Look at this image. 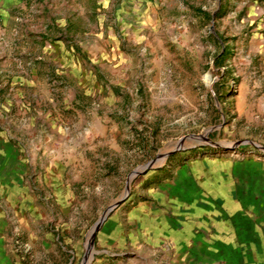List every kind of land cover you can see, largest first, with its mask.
<instances>
[{
  "label": "rangeland",
  "instance_id": "374dc122",
  "mask_svg": "<svg viewBox=\"0 0 264 264\" xmlns=\"http://www.w3.org/2000/svg\"><path fill=\"white\" fill-rule=\"evenodd\" d=\"M161 3L79 85L0 58V264H136L120 253L139 241L145 185L187 163L264 162V0Z\"/></svg>",
  "mask_w": 264,
  "mask_h": 264
},
{
  "label": "crops",
  "instance_id": "0c3cea01",
  "mask_svg": "<svg viewBox=\"0 0 264 264\" xmlns=\"http://www.w3.org/2000/svg\"><path fill=\"white\" fill-rule=\"evenodd\" d=\"M161 5V0H0V45L12 50L0 52V58L28 60L33 77L51 71L71 75L79 85L82 74L106 70L114 56L110 45H119L115 38L122 27H144L147 8ZM20 79L29 89L32 81ZM15 92L16 102L30 104L24 89ZM44 101L33 100L41 106ZM49 115L47 108L43 116ZM18 146L11 155L22 152ZM0 186V196L10 198V184L0 179ZM137 204L130 233L139 241L120 253H134L136 264H264V162L176 166L169 178L145 185Z\"/></svg>",
  "mask_w": 264,
  "mask_h": 264
},
{
  "label": "water",
  "instance_id": "95a60500",
  "mask_svg": "<svg viewBox=\"0 0 264 264\" xmlns=\"http://www.w3.org/2000/svg\"><path fill=\"white\" fill-rule=\"evenodd\" d=\"M95 228H98V226L96 225V227Z\"/></svg>",
  "mask_w": 264,
  "mask_h": 264
}]
</instances>
